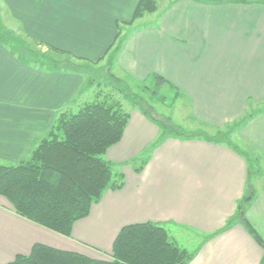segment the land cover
Segmentation results:
<instances>
[{
    "label": "crops",
    "instance_id": "1",
    "mask_svg": "<svg viewBox=\"0 0 264 264\" xmlns=\"http://www.w3.org/2000/svg\"><path fill=\"white\" fill-rule=\"evenodd\" d=\"M138 1L0 0V9L23 38L82 58L86 66L109 68L131 83L161 76L160 88L174 91L190 121L229 137L235 132L246 148L258 150L254 160L264 167V0H156L154 13L129 24ZM85 83L65 67L25 64L0 40V165L27 159L59 114L98 96ZM130 112L121 140L104 154L121 166L124 185L106 190L69 237L19 217L0 196V264L29 254L35 244L105 259L121 228L145 222L163 226L171 242L192 254L186 264H261L264 247L237 210L252 188L243 217L264 242V173L250 185L248 157L233 142L244 155L200 137L156 143L155 123L140 108ZM153 142L140 172L125 166Z\"/></svg>",
    "mask_w": 264,
    "mask_h": 264
},
{
    "label": "trees",
    "instance_id": "2",
    "mask_svg": "<svg viewBox=\"0 0 264 264\" xmlns=\"http://www.w3.org/2000/svg\"><path fill=\"white\" fill-rule=\"evenodd\" d=\"M157 9L156 0H139L129 24ZM0 24V40L12 52L19 54L25 64H42L49 67H65L76 73L91 70L84 64L75 65L71 60L84 62L82 58L47 46L54 52L63 53L69 59L62 63L45 54L35 55L25 49L22 41L12 38ZM40 45V44H39ZM113 46H111L112 48ZM110 48V49H111ZM108 53V52H107ZM66 54V55H65ZM103 58L96 61L100 62ZM109 82L114 88L138 105L142 113L151 115L152 110L138 95L130 93L123 80L115 78L110 69ZM153 96L166 83L159 75H153ZM93 85L86 80L85 87ZM145 91V90H143ZM99 98V94L97 96ZM85 103L76 113L63 112L54 120L47 136L31 150L29 156L17 165H0V196L19 217L31 221L59 235L69 237L75 222L87 217L92 205L99 202L106 190L117 191L124 185V176L113 170V164L103 159L106 151L117 144L124 133L129 115L118 100L105 96L103 99ZM162 96L156 100L162 101ZM159 123V122H158ZM160 125V139L167 137H196V133L164 121ZM229 132L217 131L215 135L204 134V140L225 143L236 153L238 148L229 139ZM160 140V141H161ZM244 155V154H243ZM148 159V158H147ZM135 168L140 172L146 160ZM251 159H248L250 163ZM249 167V178L251 168ZM252 188L238 205L237 217L257 244L264 242L254 227L243 217L242 204L251 199ZM192 254L178 247L169 239L165 228L145 222L124 226L116 235L107 259L58 250L43 244L32 246L29 254L17 255L6 264H186ZM264 264V256L261 260Z\"/></svg>",
    "mask_w": 264,
    "mask_h": 264
},
{
    "label": "rangeland",
    "instance_id": "3",
    "mask_svg": "<svg viewBox=\"0 0 264 264\" xmlns=\"http://www.w3.org/2000/svg\"><path fill=\"white\" fill-rule=\"evenodd\" d=\"M0 15L2 18V21L0 20V24L2 23L4 25L3 27L6 30H8V32H10L8 34L12 38L22 41L25 49H28L30 52H33L35 55L45 54L48 58L54 59L62 63L66 62L69 59L67 56H64L63 53H60L61 52L60 49L55 48L45 42L33 39L32 37L28 35H26V38H23L22 31L18 30V26L12 23L11 19L7 17L3 9H0ZM47 46L53 47L57 49L58 51L60 50V52H54L52 50H49L46 48ZM71 62H74L75 65H78V66L80 64H84L86 66L84 62L80 63V61H76V60H71ZM87 66L90 67V64H87ZM92 67H90L91 70H88L87 72H85V70L82 71V75L85 78V81L86 80L90 81L92 77L93 79L92 88L95 89L96 92L99 93V98L96 96L98 100L103 99L105 96L111 97V99L118 100L121 103L123 110L125 111L126 109L125 112L126 113L129 112L130 114L132 113L130 112L131 110L134 111L136 109H139L138 105L131 103L128 97L123 96L122 93H120L119 91L117 92L114 86L110 84L109 82L110 80L108 78L107 72L104 73L101 67L98 69L97 67H93L92 69ZM113 76L115 78L120 79L114 74ZM123 81L129 85L131 94L138 95L142 100H144L145 104L150 107V109L152 110V113L150 117L147 116V118L151 120V122L153 121L152 123H155V125L158 127L159 130L161 129L159 123L161 124L164 121H168L169 123L182 128L185 132L196 133L197 135L196 137H200L202 139H204L203 138L204 134L209 135V136L215 135L216 132H212L205 128H199L197 127L198 125H196L197 123L195 122L193 123L186 117L185 112L182 110V107L179 104H177L178 101L175 102L174 91L170 89L168 86H164L163 88H160L158 90V94H156V96H153L151 91L155 90L154 81L146 82V83H138V82L131 83L129 80H123ZM138 86H146L148 87L149 90L143 91L141 90V88H139L138 90L137 88ZM159 96H162L164 99L162 101H159V100L157 101L156 97H159ZM96 97L94 98L92 97L91 101H94ZM79 109L80 108H75L74 110H72V113H76ZM251 111H256V108H252ZM160 132L161 131H159V136L156 139L157 141L155 140L156 143L160 142L161 140L159 138ZM229 139H231V141L234 144L238 145V147L243 151V153L246 155V157H248V159L249 158L251 159L250 163L248 162L251 168V174H250L249 180H250V185H254V183L256 184L257 178L255 176L258 175L259 173L261 174L264 173V167L262 163L263 161H259V163H256V161L254 160L255 158L259 157V155L255 153V152L259 153L258 150L252 149L250 151L249 148H246L243 145V143L239 140V138L236 136L235 132H234V135L231 133ZM154 145H155V142H153L152 144H149L147 147H144L141 150V152H139L136 158L132 160L131 159L126 160L125 166H134V167L139 166L143 160L147 159L150 156L152 149L155 148ZM117 149L119 148H116V150ZM103 159L107 160V157L104 155ZM113 166H114L113 170L115 172L121 171V169H119L121 167L120 165L113 164Z\"/></svg>",
    "mask_w": 264,
    "mask_h": 264
}]
</instances>
